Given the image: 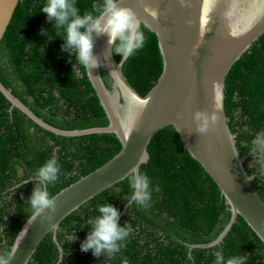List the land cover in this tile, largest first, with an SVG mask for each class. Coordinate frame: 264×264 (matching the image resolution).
<instances>
[{
  "label": "trees",
  "instance_id": "1",
  "mask_svg": "<svg viewBox=\"0 0 264 264\" xmlns=\"http://www.w3.org/2000/svg\"><path fill=\"white\" fill-rule=\"evenodd\" d=\"M98 0H77L80 14ZM46 0H21L0 42V82L38 118L62 131L109 126V119L87 71L74 55L61 52L53 23L41 9ZM46 29L48 35H40ZM145 46L128 58L124 74L145 97L160 79L164 64L156 34L145 27ZM47 42V43H46ZM121 61L119 55H115ZM107 87L113 80L102 70ZM225 108L236 145L253 185L264 201V168L251 154L256 134L264 130V35L236 62L226 79ZM115 134L76 137L57 135L35 123L0 91V254L10 252L31 215L27 204L34 188V173L55 156L61 164L59 182L49 185L51 196L99 169L120 151ZM150 158L140 172L152 181L147 209L126 204L132 194L127 179L105 190L60 224L57 241L50 233L29 264H215V252L226 258L247 255L246 264H264V242L238 217L223 241L214 243L229 226L232 212L216 182L185 149L173 127L161 130L148 147ZM26 180H32L19 188ZM112 204L119 224L132 232L127 247L114 258L81 252L89 234L87 221L99 215L97 205ZM76 237V240L72 242ZM196 246V247H194ZM62 248L63 252H61ZM64 258H61V256Z\"/></svg>",
  "mask_w": 264,
  "mask_h": 264
},
{
  "label": "water",
  "instance_id": "2",
  "mask_svg": "<svg viewBox=\"0 0 264 264\" xmlns=\"http://www.w3.org/2000/svg\"><path fill=\"white\" fill-rule=\"evenodd\" d=\"M20 1L0 0V42ZM120 6L131 8L141 20V27L156 34L164 69L145 97L124 74L126 60L120 64L112 55L113 66L120 64L119 67L105 66L92 74L86 70L109 126L59 130L38 118L0 82V91L12 106L42 128L67 137L111 133L122 145L109 162L54 196L57 212L52 221L44 225L39 218L31 225L26 222L12 246L16 251L10 264H29L48 234L53 232L57 242V231L66 217L127 179L132 168L140 171L150 158L148 147L152 140L170 126L181 136L185 149L216 182L232 212L230 224L218 240L200 247L221 243L239 216L264 242V201L253 185L254 176L245 168L225 108L230 71L264 35V0H122ZM145 6L158 9V19L148 15ZM107 39L103 36L95 40L96 55L106 51ZM102 70L113 80L112 90L107 87ZM197 111L218 117L206 135L196 132L193 115Z\"/></svg>",
  "mask_w": 264,
  "mask_h": 264
},
{
  "label": "clouds",
  "instance_id": "3",
  "mask_svg": "<svg viewBox=\"0 0 264 264\" xmlns=\"http://www.w3.org/2000/svg\"><path fill=\"white\" fill-rule=\"evenodd\" d=\"M121 3L122 0H98L91 5V11L81 15L77 7V0H46L41 11L46 14L47 22L53 23L55 29V37L49 35L47 42L60 37V30L63 29L64 43L61 46V52H67L69 57L74 55L76 61L89 74H92L93 70L109 65L112 68L119 67L124 60L142 49L146 42L141 20L137 18L131 8L121 7ZM144 11L154 20L159 17L158 9L145 6ZM40 35H48L47 30L41 29ZM103 36L108 38V47L106 51L96 55L94 53L95 40ZM112 55L121 57L118 66H113L110 59ZM102 59L104 63H101ZM217 120L216 115H210L205 111H197L193 115L196 132L201 135H206ZM252 144L255 147L251 154L255 157V162L264 168V130L256 134ZM61 175V164L55 156L49 158L34 173V188L27 202L31 209L28 219L30 225L38 218L41 225L53 220L57 212L56 198L49 194L48 186L59 182ZM126 178L132 189L126 207L129 209L130 203H135L141 208H149L153 197L152 181L148 175L134 167ZM248 180H251L250 176H248ZM30 181L32 182V180L24 181L19 188ZM97 210L99 215L89 218L87 221L90 231L81 243L80 250L84 253L91 251L92 255L97 258L103 255L106 259H112L115 254L127 247L126 241L132 228L129 224L120 226L121 213L112 204L97 205ZM75 240L74 236L72 242ZM15 251L16 248H13L10 252L0 254V264H10L15 256ZM214 255L215 264H246L248 260L247 255L241 254L226 258L222 251H217ZM61 258H64L63 254ZM121 259L122 264H129L126 257Z\"/></svg>",
  "mask_w": 264,
  "mask_h": 264
}]
</instances>
